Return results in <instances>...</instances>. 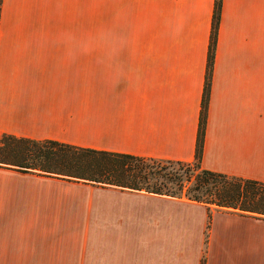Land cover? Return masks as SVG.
Masks as SVG:
<instances>
[{"label":"crops","instance_id":"obj_1","mask_svg":"<svg viewBox=\"0 0 264 264\" xmlns=\"http://www.w3.org/2000/svg\"><path fill=\"white\" fill-rule=\"evenodd\" d=\"M217 1L0 0V133L194 161ZM202 166L264 182V0H222ZM70 183L0 166V264H264V216Z\"/></svg>","mask_w":264,"mask_h":264},{"label":"trees","instance_id":"obj_2","mask_svg":"<svg viewBox=\"0 0 264 264\" xmlns=\"http://www.w3.org/2000/svg\"><path fill=\"white\" fill-rule=\"evenodd\" d=\"M221 9L222 0H218L194 161L139 156L80 147L56 140H36L0 133V166L94 186L185 197L206 204L210 210L211 206L215 205L216 209H231L264 216V182L213 171L202 166Z\"/></svg>","mask_w":264,"mask_h":264},{"label":"rangeland","instance_id":"obj_3","mask_svg":"<svg viewBox=\"0 0 264 264\" xmlns=\"http://www.w3.org/2000/svg\"><path fill=\"white\" fill-rule=\"evenodd\" d=\"M103 1H105V3L107 2V0H102V2ZM90 185H85V184H82V183H77V184L70 183V186L74 187V188H72V190H70V192H71L72 195H76V194L77 195H81V194L83 195L84 194L85 196H89V195H91V191L93 189V186L92 185L90 186ZM211 207L212 208H216L215 205H212Z\"/></svg>","mask_w":264,"mask_h":264}]
</instances>
